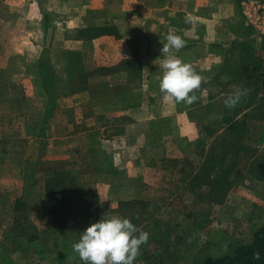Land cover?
I'll use <instances>...</instances> for the list:
<instances>
[{
  "label": "rangeland",
  "instance_id": "1",
  "mask_svg": "<svg viewBox=\"0 0 264 264\" xmlns=\"http://www.w3.org/2000/svg\"><path fill=\"white\" fill-rule=\"evenodd\" d=\"M138 1L0 0V264H83L73 244L111 216L149 234L134 264H203L250 242L264 225V0H238L243 25L223 65L232 85L224 77L217 83L224 94L250 91L234 109L222 96L204 110L200 143L164 142L160 149L185 156L159 158L147 149L143 164L166 169L151 173L158 183L141 190L151 202L108 212L98 191L86 187L111 168L116 142H87L74 133L86 126L74 123L79 107L94 100L93 86L121 72L100 55L120 53L121 7ZM150 1H140L143 9ZM219 124L221 136L210 141ZM66 135L73 137L64 141ZM134 146L128 148L138 158ZM61 176L66 187L52 192L49 183ZM51 199L59 202L58 218L47 212ZM68 203H75L69 211Z\"/></svg>",
  "mask_w": 264,
  "mask_h": 264
},
{
  "label": "crops",
  "instance_id": "2",
  "mask_svg": "<svg viewBox=\"0 0 264 264\" xmlns=\"http://www.w3.org/2000/svg\"><path fill=\"white\" fill-rule=\"evenodd\" d=\"M140 1L129 8L121 7L118 18L121 22L114 23L121 34V39L116 40L120 53L111 54L106 49L100 55L121 64L120 74L113 78L116 80L93 86L94 100L91 105L79 107L82 116L74 123L86 126L74 133L80 138H88L87 142L89 139L103 143L116 142L111 168L107 173L101 170V174H97L91 182H86L87 188L98 191V203L108 212L115 210L119 204L138 205L143 201L151 202L152 199H143L141 190L158 183L151 173H165L166 169L159 170L157 161L152 166L143 164L141 159L146 157L147 149H157L158 154H161L159 158L164 155L174 159L185 154L175 151H170L169 155L163 153L160 149H163L164 142L203 141L204 110L214 105L220 97L232 93H222L217 88V83L224 77L229 80V88L232 85V73L228 72L230 69L223 68L225 62L230 61V56L225 53L237 42L236 31L243 25L238 0H151L149 9H143L144 5ZM162 1L166 2L165 6ZM142 10L149 13L144 17L145 20L140 16ZM189 17H196V23H187ZM169 31H174L186 41V46L175 54L184 62L191 63L206 78L201 91L195 93L199 97L198 101L191 106L165 102L159 89L158 78L162 76L159 63L163 58L160 50L163 43L167 42ZM101 39L102 42L107 41V45L112 40L108 37ZM235 119L234 116L227 125L231 126ZM109 127L117 128L109 132ZM222 131V124H219L215 134L208 139L217 140ZM72 137L60 139L67 141ZM131 142L138 148V158L128 148ZM151 160L153 159H149ZM84 168L86 171L90 170L86 166ZM54 172L56 175L59 171L56 169ZM86 173L88 172L81 176H86ZM147 173L150 175L145 176ZM57 202L51 199L47 212L58 218L59 211L52 208L53 203ZM72 204L68 203L67 211ZM75 211L78 213L80 210ZM94 219L98 220L97 215Z\"/></svg>",
  "mask_w": 264,
  "mask_h": 264
},
{
  "label": "clouds",
  "instance_id": "3",
  "mask_svg": "<svg viewBox=\"0 0 264 264\" xmlns=\"http://www.w3.org/2000/svg\"><path fill=\"white\" fill-rule=\"evenodd\" d=\"M196 20V17H189L186 22L195 24ZM166 41L160 50L163 56L159 63L162 76L158 78L163 100L170 104L191 106L198 101L195 93L201 91L206 78L191 63L184 62L175 54L186 46V41L180 35L169 31ZM249 91L247 88H235L225 99V106L234 109ZM148 240L149 234L135 226L130 219L111 216L87 227L72 248L83 264H134L141 246ZM254 255L256 259L260 258L259 253Z\"/></svg>",
  "mask_w": 264,
  "mask_h": 264
},
{
  "label": "trees",
  "instance_id": "4",
  "mask_svg": "<svg viewBox=\"0 0 264 264\" xmlns=\"http://www.w3.org/2000/svg\"><path fill=\"white\" fill-rule=\"evenodd\" d=\"M62 179L64 180V176H61L57 181L53 179L49 183L48 187L53 190L52 192L58 189L60 191L61 187H66L67 182ZM58 206L59 202L53 203V210L58 209ZM255 253L260 254L259 259L255 258ZM203 264H264V225L256 230L250 242L237 246L231 254L207 258Z\"/></svg>",
  "mask_w": 264,
  "mask_h": 264
},
{
  "label": "built area",
  "instance_id": "5",
  "mask_svg": "<svg viewBox=\"0 0 264 264\" xmlns=\"http://www.w3.org/2000/svg\"><path fill=\"white\" fill-rule=\"evenodd\" d=\"M243 13L245 16H247V14L249 13V5H245L243 8ZM247 18V17H246Z\"/></svg>",
  "mask_w": 264,
  "mask_h": 264
}]
</instances>
